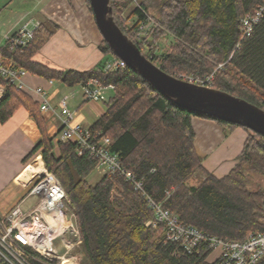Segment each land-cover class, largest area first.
I'll list each match as a JSON object with an SVG mask.
<instances>
[{"label":"trees","instance_id":"obj_1","mask_svg":"<svg viewBox=\"0 0 264 264\" xmlns=\"http://www.w3.org/2000/svg\"><path fill=\"white\" fill-rule=\"evenodd\" d=\"M263 1L111 0V4L123 32L143 54L145 42L153 53L151 61L165 73L201 78L214 74L211 88L264 110V17L250 36H242L243 19ZM88 5L92 11L89 0ZM148 15L161 27L146 39L139 38ZM54 28L44 23L26 49L6 47L0 54L32 75L69 87L90 81L114 87L107 110L92 132L111 140V151L144 182L148 197L183 224L230 242L264 232L263 136L242 127L248 137L236 165L225 177H215L197 154L193 118L241 126L179 107L129 66L114 72L101 66L81 72L52 70L36 63L34 57L53 36ZM164 36H170V47L158 54L157 43ZM101 51L114 54L105 40ZM0 84L4 88L0 123H7L21 108L29 111L41 140L24 163L41 154L48 171L62 182L82 234V255L89 264H206L210 248L186 254L176 244L165 242L162 229L146 226L154 219V211L132 184L111 175L90 184L87 178L96 169V160L89 153L79 156L71 142L55 144L38 104L15 85L2 79ZM196 173L205 176L198 186L190 184ZM254 180L259 183L252 188Z\"/></svg>","mask_w":264,"mask_h":264},{"label":"built area","instance_id":"obj_2","mask_svg":"<svg viewBox=\"0 0 264 264\" xmlns=\"http://www.w3.org/2000/svg\"><path fill=\"white\" fill-rule=\"evenodd\" d=\"M263 17L264 1L255 13L243 19V37L250 36ZM156 27V20L148 15L147 20L140 26L138 37L146 39ZM38 28L39 24L23 25L8 37V49H26ZM144 45L148 50L145 42ZM146 57L153 59L151 54ZM126 67L124 61L115 57L105 67V71L114 72ZM27 74L28 72L19 68L14 61H8L0 54V79L23 90V79ZM180 79L211 88L214 74L204 78L181 76ZM81 89L85 101L107 102L105 90H114V87H105L97 81H90L81 85ZM0 90L4 92L1 84ZM34 92L41 99V111L55 114L61 121L57 141L75 144L79 156L89 153L97 162L96 169L103 175L117 176L129 184H134L135 190L142 193L149 202V208L154 211V219L149 221L147 226L154 230L162 229L166 243L176 244L178 249L186 254L198 252L202 247L210 248L212 254L217 255L211 262L207 259L206 264H264V232L251 234L245 241L230 242L186 226L175 214L148 197L144 182L124 168L119 155L111 151L109 138L103 137L101 133L94 134L91 128L74 123L75 114L68 108V97L61 99L57 110L50 104L46 90L36 88ZM39 161L43 171L24 182L28 185L25 197L0 217V264H82L83 238L77 216L71 209V201L62 182L57 175L48 171L41 154H38L26 169L36 166ZM33 196L39 197V202L33 207L24 208L27 200ZM55 238L61 239L62 242L56 243Z\"/></svg>","mask_w":264,"mask_h":264},{"label":"crops","instance_id":"obj_3","mask_svg":"<svg viewBox=\"0 0 264 264\" xmlns=\"http://www.w3.org/2000/svg\"><path fill=\"white\" fill-rule=\"evenodd\" d=\"M44 23L55 28L53 36L34 57L38 64L52 70L83 72L99 66L105 69L116 57L114 54L104 55L101 51L104 38L89 8L88 0H0V50L7 47L8 37L23 25L39 24L40 28ZM23 80L25 86L22 91L38 104L49 136L57 144L61 121L55 114L41 111V99L34 90H46L50 104L59 110L61 99L68 97L72 87L61 81L30 73ZM109 90L114 93V90ZM3 93L0 90V101ZM74 98L79 99V96ZM109 101L87 102L83 97L68 108L75 114L74 123L91 128L106 112L100 104L107 103L108 106ZM192 124L196 135L195 148L204 168L217 178L225 177L234 168L244 149L247 131L198 117L193 118ZM40 140L41 133L29 111L24 108L18 110L7 123H0V217L25 197L28 185L24 182H28L31 175L35 174L34 168L42 171L40 161L36 166H29L27 169L24 163V159ZM99 173L102 177L105 176L100 171ZM216 255L215 253L213 257L211 255L212 258L208 257V261L215 260Z\"/></svg>","mask_w":264,"mask_h":264},{"label":"water","instance_id":"obj_4","mask_svg":"<svg viewBox=\"0 0 264 264\" xmlns=\"http://www.w3.org/2000/svg\"><path fill=\"white\" fill-rule=\"evenodd\" d=\"M89 2L96 24L114 55L140 73L156 90L191 113L238 125L264 137L263 109L227 92L191 84L168 75L150 61L123 32L115 18L111 0Z\"/></svg>","mask_w":264,"mask_h":264},{"label":"rangeland","instance_id":"obj_5","mask_svg":"<svg viewBox=\"0 0 264 264\" xmlns=\"http://www.w3.org/2000/svg\"><path fill=\"white\" fill-rule=\"evenodd\" d=\"M131 1H133V2H135V1H137V0H131ZM151 16V15H150ZM152 17V16H151ZM115 18H116V20L118 21V19H117V17L115 16ZM153 18V17H152ZM118 23H119V21H118ZM156 23H157V21H156ZM120 26V25H119ZM157 26L158 27H156V28H160L161 27V25H160V23L158 22L157 23ZM170 43H171V39H170V36H164V37H162L159 41H158V43H157V48H156V52L158 53V54H161L162 52H166V51H168L169 50V47H170ZM145 54H147V56H150V54H151V56L153 55V53H151L150 52V49H148V50H146V53ZM157 66H158V64H156ZM159 67V66H158ZM185 77V76H187V75H182V74H178V76L176 77L177 79H179L180 77ZM105 95H106V98H107V102L109 101V99L111 98V97H113V91H111V90H109V89H106L105 90ZM74 96H79V99H81V98H83L82 96V89H81V87H78V86H75V87H72L71 88V90H70V94H68V98L70 99V100H68V106L69 105H71V106H73L74 105V103L76 104L77 102H78V98H74ZM63 98H65V97H63ZM62 98V99H63ZM83 102V101H82ZM85 104H87V102L85 103ZM101 106H102V108L106 111V108H107V103L104 105V104H100ZM72 111V110H71ZM213 121H215V120H213ZM217 122V121H216ZM218 124H219V122H218ZM227 124V123H226ZM226 126V125H225ZM235 127V126H234ZM239 128H242V127H239ZM27 166V165H26ZM25 166V167H26ZM102 176L100 175V173H99V171L98 170H94L89 176H88V182L90 183V184H96L99 180H100V178H101ZM203 179H205V176L204 175H202V174H200V173H196L195 175H194V177H193V179L190 181V184H192V185H195V186H198V185H200L201 184V182L203 181ZM259 183V181L258 180H254V182H252V184L250 185L252 188H254L257 184ZM116 193V192H115ZM39 202V197H37V196H33V197H31V198H29L28 200H27V203L25 204V206H24V208H26V207H33L34 205H36L37 203ZM55 242L56 243H59V242H62V240L61 239H58V238H55ZM211 257V256H210ZM212 257H213V254H212ZM211 257V258H212ZM82 258H83V255H82ZM82 264H89L88 263V261L87 260H85L84 258H83V260H82Z\"/></svg>","mask_w":264,"mask_h":264},{"label":"bare ground","instance_id":"obj_6","mask_svg":"<svg viewBox=\"0 0 264 264\" xmlns=\"http://www.w3.org/2000/svg\"><path fill=\"white\" fill-rule=\"evenodd\" d=\"M132 14V13H131ZM242 23H243V21H242ZM243 36V35H242ZM248 37V36H247ZM244 38V37H243ZM145 55V54H144ZM146 56V55H145ZM149 59V58H148ZM150 61L152 60V59H149ZM127 65V64H126ZM194 76V75H193ZM180 79V78H179ZM180 80H182V79H180ZM184 81V80H183ZM185 82H187V81H185ZM0 99H1V95H0ZM86 154V153H85ZM84 156V155H83ZM82 157V156H81ZM34 168V167H33ZM34 171H35V174L36 173H41L42 171H43V166H42V171L41 172H39V171H37L35 168H34ZM34 176V174L33 175H31V177H33ZM133 186H134V184H132ZM135 187V186H134ZM170 197V194H168V198ZM151 220H153V219H150L149 221H151ZM149 221H147V223L149 222ZM147 223H146V226H147ZM147 227H150V228H152L151 226H147ZM256 233H260V232H256ZM194 254V253H193Z\"/></svg>","mask_w":264,"mask_h":264}]
</instances>
